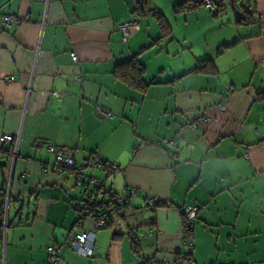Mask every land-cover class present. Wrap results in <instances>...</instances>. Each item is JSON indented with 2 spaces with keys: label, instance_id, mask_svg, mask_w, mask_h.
<instances>
[{
  "label": "crops",
  "instance_id": "obj_1",
  "mask_svg": "<svg viewBox=\"0 0 264 264\" xmlns=\"http://www.w3.org/2000/svg\"><path fill=\"white\" fill-rule=\"evenodd\" d=\"M181 1L0 0V136L14 138L0 142V264H46V248L77 228L95 232L92 252L63 245L59 264H264V0L250 2L249 24L229 0L215 14L200 1L175 12ZM131 14L139 29L124 42ZM134 57L144 89L116 75ZM50 145L71 152L74 171L46 170ZM86 176L137 190L121 206L103 197L105 226L75 211Z\"/></svg>",
  "mask_w": 264,
  "mask_h": 264
},
{
  "label": "built area",
  "instance_id": "obj_2",
  "mask_svg": "<svg viewBox=\"0 0 264 264\" xmlns=\"http://www.w3.org/2000/svg\"><path fill=\"white\" fill-rule=\"evenodd\" d=\"M200 1L206 8L210 11L215 10L216 6L214 0H196ZM20 20L13 15H3L1 17V22L4 26H11L13 24H17ZM118 28L122 33V40L125 42L130 37L134 31L139 29V16L137 14H131L127 19L123 20L118 24ZM72 61H77V56L74 52L70 54ZM12 78H7V81H10ZM101 114L106 117H110L111 113L101 110ZM14 141V138L11 134H3L0 136V142H8ZM165 145L167 148H172L176 145L174 138H169L165 141ZM17 147V142L15 144V148ZM49 151L54 154V161L51 167L46 168V170L50 169L55 173L63 174L71 172L75 168L74 158L69 150L66 149H55L54 146H48ZM173 158H176V155H172ZM109 171L118 170V166L115 164H109ZM95 167H101L102 164L99 161L94 162ZM21 178H26V172H22L20 174ZM78 185L84 189L86 198L83 203H75V211L78 215H83L84 211L82 208L86 206L89 202H93L96 200H101L104 196L109 197L113 200L114 203H124L127 201L128 197L137 192L136 188L129 189L126 194L118 195L115 194L108 186L104 184L101 179H98L93 176H86L78 180ZM154 200V199H152ZM79 211V212H78ZM93 212L95 216V225L96 227L105 226L109 219V210L105 207H101ZM197 207L193 205L186 206L182 212L181 216L183 220L186 222V227L191 228L193 222L196 218ZM85 213L87 211L85 210ZM77 228V227H76ZM95 238V232L91 230H79L78 228L72 234H70L63 244H51L49 245L47 250V259L46 264H59L60 260V252L62 246H68L72 249L77 255L87 257L92 252V245ZM169 264V263H163ZM192 264V263H188Z\"/></svg>",
  "mask_w": 264,
  "mask_h": 264
},
{
  "label": "trees",
  "instance_id": "obj_3",
  "mask_svg": "<svg viewBox=\"0 0 264 264\" xmlns=\"http://www.w3.org/2000/svg\"><path fill=\"white\" fill-rule=\"evenodd\" d=\"M229 1L231 3H233L234 5H236L242 11V15L244 17V18H242L243 20L241 19L243 21L242 23L249 24V23L253 22V18H251V16H249V11L251 10V8H253L252 4L250 3L252 0H229ZM241 1H242V4H240ZM214 3H215L216 8H219L222 4V0H218V2H217V0H214ZM197 5H198V1H196V0H182L181 2L175 4L173 9L175 12H187L190 9L195 8ZM215 12H216V10L213 11L214 14H215ZM153 15L158 22L160 30L163 32L164 29L167 27L166 18L164 17V15L160 11H157V10H155L153 12ZM143 74H144V66H143V64H141V62H138V60L135 57L132 59H129L125 62L119 63L117 65L116 75L118 76L119 79L126 82L130 86H135L137 88H143V89L146 88L147 83H145L143 80ZM100 163L102 164V167H104L105 169L108 170V167H109L108 163H102V162H100ZM109 164H113V163H109ZM74 170L75 169H73L72 171H74ZM102 199L103 198H101V200L89 202L86 206H84L82 208V211L85 212V210H86L87 213H93V212H96L95 210L98 208L108 207L109 203L105 202ZM152 199H154V200H152ZM149 201L151 204H155V205L156 204L164 205V203H166V202H164V200H160V199L155 198V197L150 198ZM4 202H5V195H4ZM4 202L2 200V196H1V192H0V204H2ZM111 202L113 204H115L113 201H111ZM123 204H125V203H116V206H121ZM107 209H109V208H107ZM195 220H196V218H195ZM182 223H183V228H184L186 235L189 236L193 225L191 228L186 227V222L183 220V218H182Z\"/></svg>",
  "mask_w": 264,
  "mask_h": 264
},
{
  "label": "rangeland",
  "instance_id": "obj_4",
  "mask_svg": "<svg viewBox=\"0 0 264 264\" xmlns=\"http://www.w3.org/2000/svg\"><path fill=\"white\" fill-rule=\"evenodd\" d=\"M217 2H218V0H217ZM240 4H242V1L240 2ZM208 10V9H207ZM228 11H229V13L230 14H228L229 16H233L234 17V15H233V9H232V7H228ZM232 13V14H231ZM173 28H174V25L172 26ZM180 28V27H179ZM202 29H203V26H199L198 28H197V32L195 33V34H198L199 36L201 35V34H203V33H205V32H207L205 29L202 31ZM178 33H179V35L180 36H183V35H188V34H192L193 32L189 29V28H187V27H181L179 30H178ZM209 34H211V32L209 33ZM180 46H181V44H180Z\"/></svg>",
  "mask_w": 264,
  "mask_h": 264
},
{
  "label": "water",
  "instance_id": "obj_5",
  "mask_svg": "<svg viewBox=\"0 0 264 264\" xmlns=\"http://www.w3.org/2000/svg\"><path fill=\"white\" fill-rule=\"evenodd\" d=\"M231 7H232V9H233L234 20L237 21V22H240L241 19L244 18L243 15H242V11H241L236 5H234L233 3H231ZM16 148H17V147H16ZM16 148H15V151H14V152H16ZM14 155H15V154H14ZM23 172H25V171H23ZM21 173H22V172H21ZM21 173H20V174H21ZM12 174H13V170H12ZM20 174H19V176H21ZM11 177H12V176H11ZM11 177H10V178H11ZM8 201H9V200L6 201L7 205H8ZM7 207H8V206H7Z\"/></svg>",
  "mask_w": 264,
  "mask_h": 264
},
{
  "label": "bare ground",
  "instance_id": "obj_6",
  "mask_svg": "<svg viewBox=\"0 0 264 264\" xmlns=\"http://www.w3.org/2000/svg\"><path fill=\"white\" fill-rule=\"evenodd\" d=\"M105 197V196H104ZM194 224V223H193Z\"/></svg>",
  "mask_w": 264,
  "mask_h": 264
}]
</instances>
